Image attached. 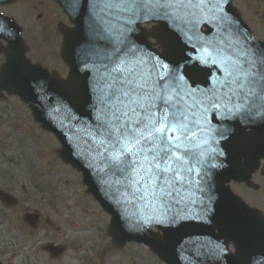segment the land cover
I'll return each mask as SVG.
<instances>
[{
	"label": "snow or ice",
	"instance_id": "snow-or-ice-1",
	"mask_svg": "<svg viewBox=\"0 0 264 264\" xmlns=\"http://www.w3.org/2000/svg\"><path fill=\"white\" fill-rule=\"evenodd\" d=\"M230 3L70 0L72 10L87 12L93 38L84 61L90 121L77 130L87 136L77 155L124 208L130 227L164 223L189 189L204 191L205 164L224 154L209 142L227 139L213 119H264V46L241 31ZM141 24L150 30L134 39ZM0 34L2 61V41L12 33L0 23ZM61 86L75 84L69 78ZM40 90L45 97L44 85Z\"/></svg>",
	"mask_w": 264,
	"mask_h": 264
},
{
	"label": "water",
	"instance_id": "water-1",
	"mask_svg": "<svg viewBox=\"0 0 264 264\" xmlns=\"http://www.w3.org/2000/svg\"><path fill=\"white\" fill-rule=\"evenodd\" d=\"M58 1L76 25L74 29L66 32L63 45L64 57L70 66L68 78L62 80L58 74L50 75L47 70L45 72L38 66L29 64H27L29 71L24 75L20 73L19 68L13 67L9 62L3 69L0 88L10 86L12 91L20 94L30 104L36 120L42 122L45 128L60 138L63 144L62 156L83 171L84 182L89 185V190L112 214L110 232L114 236V241L119 245L132 240L145 242L153 246L170 264H182L180 253L185 245L192 257L196 254L198 239L209 238L217 241V245L209 246L213 255L202 264H264V219L258 211L249 209L225 187L226 181L231 178L242 180L245 176L244 164L239 161L243 157L248 158L252 148L261 146L259 151L264 153V146L261 145L264 138V119L259 117L254 120L241 117L228 120L213 119L212 123L216 127L226 128L228 131L227 139H220L217 136L215 143L211 140L209 142V150L215 148L216 151L218 149L222 151L224 161L220 160L218 166L211 169L205 165L203 170L208 174L201 181L204 191H198L195 186L189 189L180 205L171 209L164 223L159 225L151 223L140 228L130 227L129 220L124 215V208L114 202L95 171L88 166L87 160L77 155V145L85 147L83 141L87 139L83 131L77 130L84 129L85 124L82 122L90 121V73L84 70V61L89 59L88 52L93 46V38L89 30L87 12L83 8L72 10L70 0ZM228 11L239 22L241 31L250 34L249 29L240 21L236 10L229 5ZM4 22L8 25L6 19ZM140 29L143 30L141 25ZM18 34L19 31L14 38L9 39L14 46L19 45ZM137 36L140 40H145L144 30L135 33L133 38ZM250 36L252 37L251 34ZM253 42L258 47L264 46V43H255L254 39ZM177 45L178 51L179 42ZM12 70L17 71V75L7 84L6 80L12 75L9 73ZM69 78L75 84L72 89L61 86V82ZM40 85H44L47 90L45 97H42ZM56 107L61 109L59 114L53 113ZM66 113H71L76 119H65ZM249 127L252 128V132L247 135L246 130ZM196 179L198 178L193 176V180ZM215 193H219V199L213 205L209 199H212ZM202 197L209 200V204L204 202ZM224 197L229 207L223 211L220 205ZM135 210L131 206L127 209L129 213ZM205 217L206 222L202 221ZM152 225H157L163 230L164 240L147 232L146 228ZM231 241L235 244L236 255L228 250ZM194 263L200 262L194 259Z\"/></svg>",
	"mask_w": 264,
	"mask_h": 264
},
{
	"label": "rangeland",
	"instance_id": "rangeland-1",
	"mask_svg": "<svg viewBox=\"0 0 264 264\" xmlns=\"http://www.w3.org/2000/svg\"><path fill=\"white\" fill-rule=\"evenodd\" d=\"M51 3L55 4V1H51ZM240 3L244 11H249L248 20L264 37L262 18L259 14L253 17L252 9L247 8L248 1H240ZM13 10H21L27 19L23 6L17 5ZM59 46L60 39L58 37L54 42V47ZM59 65L65 69L62 63ZM4 103L0 102V186L6 187L18 195L21 203L10 210L4 209L0 205V264H8V259L14 252L16 256L13 264H53V262L63 264L65 257H68L72 264H163L142 246L131 245L125 250L106 248L108 239L101 231L98 221L100 217L103 219L102 228L105 232L107 221L104 212L94 205L97 203L90 197L85 207L97 217L92 214L89 216L85 211L86 198L84 199L83 195L88 196L86 192L82 193L81 181L79 182L80 187L78 186L77 174L71 175L68 167L62 161L59 154L60 144L55 135L42 129L30 116L29 108L24 103L21 105L18 98L10 100L8 105L10 108L7 112L3 109L4 105L6 106ZM16 108H22L21 112ZM15 122L22 128L28 127V132L26 129L19 130L14 125ZM35 144L44 149L42 155L47 157V163L41 157L34 156L40 150ZM52 162L53 164H51ZM50 167L62 171L52 173ZM255 178L264 184L261 175H257ZM235 189L249 203L264 209V188L260 192L248 189L246 191L245 187L236 185ZM70 196L73 198L67 202ZM68 205L71 206L68 207ZM35 210L41 213V220L46 223L38 231H30L24 227L22 217L25 212ZM72 219L83 220V223L84 221L93 223L96 228L95 232L92 231L94 236L86 235L88 238L86 239L85 255H82V252L70 243L68 237L69 235L80 236V234L75 231L65 232L70 227ZM48 240L62 244L64 246L63 255L51 257L43 249V244ZM28 243L30 245L27 246ZM108 247H110V243ZM74 253H77L78 260L73 259Z\"/></svg>",
	"mask_w": 264,
	"mask_h": 264
},
{
	"label": "flooded vegetation",
	"instance_id": "flooded-vegetation-1",
	"mask_svg": "<svg viewBox=\"0 0 264 264\" xmlns=\"http://www.w3.org/2000/svg\"><path fill=\"white\" fill-rule=\"evenodd\" d=\"M51 1L53 0H16L14 3L0 6V12L15 18L22 26V36L28 47L27 58L32 63H40L54 70L60 64V54L59 47H54V42L59 37L56 28L58 13ZM17 5L25 8L27 19L21 10H13ZM2 43L6 50L2 53L0 72L10 51L7 41L3 40Z\"/></svg>",
	"mask_w": 264,
	"mask_h": 264
},
{
	"label": "bare ground",
	"instance_id": "bare-ground-1",
	"mask_svg": "<svg viewBox=\"0 0 264 264\" xmlns=\"http://www.w3.org/2000/svg\"><path fill=\"white\" fill-rule=\"evenodd\" d=\"M78 223L81 224V227H77V228L74 229L77 234H81V235H84V236H86V235L93 236L94 235L91 231L88 230V228H86L83 225L82 222H78ZM78 239H80L79 235H74L73 236V240L74 241L78 240Z\"/></svg>",
	"mask_w": 264,
	"mask_h": 264
}]
</instances>
